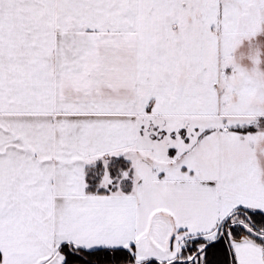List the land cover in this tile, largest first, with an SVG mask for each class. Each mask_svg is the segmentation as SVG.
Instances as JSON below:
<instances>
[{
    "label": "snow or ice",
    "instance_id": "6c2138e0",
    "mask_svg": "<svg viewBox=\"0 0 264 264\" xmlns=\"http://www.w3.org/2000/svg\"><path fill=\"white\" fill-rule=\"evenodd\" d=\"M0 264H264V0H0Z\"/></svg>",
    "mask_w": 264,
    "mask_h": 264
}]
</instances>
